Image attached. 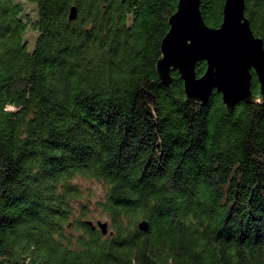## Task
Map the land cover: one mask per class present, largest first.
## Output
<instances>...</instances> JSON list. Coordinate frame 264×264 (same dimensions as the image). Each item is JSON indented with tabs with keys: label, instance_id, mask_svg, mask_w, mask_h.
Returning <instances> with one entry per match:
<instances>
[{
	"label": "trees",
	"instance_id": "16d2710c",
	"mask_svg": "<svg viewBox=\"0 0 264 264\" xmlns=\"http://www.w3.org/2000/svg\"><path fill=\"white\" fill-rule=\"evenodd\" d=\"M178 1L0 0V264H264V96L254 76L229 112L163 86ZM225 2L201 0L211 29ZM245 4L264 41V0Z\"/></svg>",
	"mask_w": 264,
	"mask_h": 264
},
{
	"label": "water",
	"instance_id": "95a60500",
	"mask_svg": "<svg viewBox=\"0 0 264 264\" xmlns=\"http://www.w3.org/2000/svg\"><path fill=\"white\" fill-rule=\"evenodd\" d=\"M245 0H226L223 23L211 29L203 19L201 0H179L177 11L169 18V32L161 44L162 57L156 65L163 86L173 83L172 73L178 72L184 83L188 102L207 105L216 92L229 112L241 103L252 104L257 97L252 92L256 76L259 96H264V41L256 37L245 15ZM72 8L69 19L77 20ZM207 69L198 77V64ZM92 230L109 234L108 222L87 221ZM139 230L147 233L149 226L142 221Z\"/></svg>",
	"mask_w": 264,
	"mask_h": 264
},
{
	"label": "rangeland",
	"instance_id": "374dc122",
	"mask_svg": "<svg viewBox=\"0 0 264 264\" xmlns=\"http://www.w3.org/2000/svg\"><path fill=\"white\" fill-rule=\"evenodd\" d=\"M36 37H37V33L32 31L31 28H29L27 30V33H26V39L28 41V50L29 51H32L34 49ZM9 109L12 110L11 108H9ZM84 189H85L86 194H90V196H92L93 200L100 198L102 195L101 187L95 183L86 182L84 184ZM93 217L94 218L91 219V221L94 223H96L98 221L109 223L108 219L106 217L102 216L99 211H96L94 213Z\"/></svg>",
	"mask_w": 264,
	"mask_h": 264
},
{
	"label": "flooded vegetation",
	"instance_id": "af4514ba",
	"mask_svg": "<svg viewBox=\"0 0 264 264\" xmlns=\"http://www.w3.org/2000/svg\"><path fill=\"white\" fill-rule=\"evenodd\" d=\"M201 64V63H200ZM206 64V63H205Z\"/></svg>",
	"mask_w": 264,
	"mask_h": 264
}]
</instances>
